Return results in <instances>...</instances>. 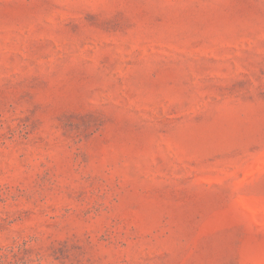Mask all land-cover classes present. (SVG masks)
Returning a JSON list of instances; mask_svg holds the SVG:
<instances>
[{
    "label": "rangeland",
    "instance_id": "374dc122",
    "mask_svg": "<svg viewBox=\"0 0 264 264\" xmlns=\"http://www.w3.org/2000/svg\"><path fill=\"white\" fill-rule=\"evenodd\" d=\"M0 264H264V0H0Z\"/></svg>",
    "mask_w": 264,
    "mask_h": 264
}]
</instances>
